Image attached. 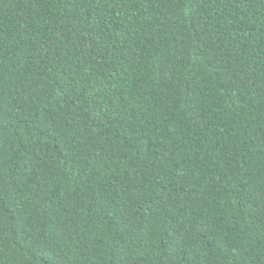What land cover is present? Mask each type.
<instances>
[{"label": "trees", "instance_id": "trees-1", "mask_svg": "<svg viewBox=\"0 0 264 264\" xmlns=\"http://www.w3.org/2000/svg\"><path fill=\"white\" fill-rule=\"evenodd\" d=\"M0 264H264V0H0Z\"/></svg>", "mask_w": 264, "mask_h": 264}]
</instances>
